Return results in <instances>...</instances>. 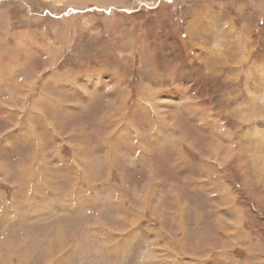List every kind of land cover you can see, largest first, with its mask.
<instances>
[{
	"label": "rangeland",
	"instance_id": "374dc122",
	"mask_svg": "<svg viewBox=\"0 0 264 264\" xmlns=\"http://www.w3.org/2000/svg\"><path fill=\"white\" fill-rule=\"evenodd\" d=\"M0 133V264H264V0H0Z\"/></svg>",
	"mask_w": 264,
	"mask_h": 264
},
{
	"label": "bare ground",
	"instance_id": "6f19581e",
	"mask_svg": "<svg viewBox=\"0 0 264 264\" xmlns=\"http://www.w3.org/2000/svg\"><path fill=\"white\" fill-rule=\"evenodd\" d=\"M81 1L84 2L85 0H81ZM65 32L67 33L68 31L66 30ZM65 32H64V33H65ZM21 46H22V45H21ZM25 49H26V48H25ZM15 51H16V50H15ZM12 53H13V52H12ZM16 53H17V52H16ZM30 56H31V55H30ZM16 59H18V57H17ZM49 61H51V60H49ZM52 62H53V61H52ZM55 82H56V81H55ZM55 82H54V83H55ZM29 83H30V82H29ZM59 83H60V82H59ZM27 94H28V93H27ZM10 95H11V94H10ZM25 97H26V95H25ZM191 97H195V96L192 95ZM42 99L45 100L44 98H42ZM192 99H193V98H192ZM37 100H38V99H37ZM25 101H26V100H25ZM23 103H24V101H23ZM25 103H26V102H25ZM20 104H21V103H20ZM36 105H37V103H36ZM112 109H113V108H112ZM108 110H109V109H108ZM114 112H115V111H114ZM123 112H124V111H123ZM100 115H101V114H100ZM113 116H114V115H113ZM116 116H117V115H116ZM114 117H115V116H114ZM123 117H124V115H123ZM146 118H147V117H146ZM47 119H48V117H47ZM108 120H109V118H107L105 115H101V116H100V123H99V124H100L103 128H106V127H108V123L105 124L104 122H105V121H108ZM124 120H125V119H124ZM109 121H110V120H109ZM109 121H108V122H109ZM113 121H114V120H113ZM118 121H119V120H118ZM110 123H111V122H110ZM130 123H132V122H129V124H130ZM112 124H113V122H112ZM10 125H13V124H10ZM100 125H99V126H100ZM115 125H116V124H115ZM124 125H126V124L124 123L122 126H124ZM132 125H133V123H132ZM101 126H100V127H101ZM110 126H111V125H110ZM122 126H120V127H122ZM137 126H138V125H137ZM9 127H10V126H9ZM15 127H16V126H15ZM118 127H119V126H118ZM118 127H117L116 129H114V127H112V130H110L111 132H110V133H107L106 136H110L111 139H112L113 136L115 135L114 133H117V134H118ZM11 128H12V127H11ZM10 130H11V129H10ZM81 130H82V129H78L79 132H80ZM120 130H121V129H120ZM134 130L136 131V136H138L137 138H133V137H135V136H132V137H131V135L128 134L129 132H126V131H125V132H124V131L121 132V133L119 134V138H120V139H124V137H126V138L128 137V138H127L128 140H129L130 138H131L132 141L140 140V139H141V138H140V136H141V135H140V131H141V130L139 131V130L137 129V127H135V126H134ZM8 131H9V130H8ZM137 131H139V132H137ZM10 132H11V131H10ZM0 134H1V133H0ZM3 134H4V133H2L1 135H3ZM88 134H89V133H88ZM113 134H114V135H113ZM130 134H132V133H130ZM137 134H138V135H137ZM7 135H8V134H7ZM106 136H105V139H104V140H106V139L108 138V137H106ZM85 138H86V137H85ZM115 138H116V137H115ZM164 138H166V137H164ZM169 139H170V140H168V141H167V138L164 140V141H166V142L169 143V145L166 144V145L168 146V148H169L168 151H170L171 146L173 147V144L177 142V140H175L173 137H172V138H169ZM112 140H113V139H112ZM112 140H111V141H112ZM115 141H116V140H115ZM115 141H114V142H115ZM106 142H107V140H106ZM178 142H179V141H178ZM131 144H134V143H131ZM134 145H135V144H134ZM134 145H133V146H134ZM138 145H139V144H138ZM177 145H178V143H177ZM134 147H135V146H134ZM137 147H138V146H137ZM137 147H136V148H137ZM81 148L84 149V147H81ZM86 148H87V147H86ZM40 149H42V148H40ZM133 150H134V149H133ZM139 153H140V152H139ZM124 154H125V153H124ZM78 157H79V156H78ZM141 157H142V156H141ZM96 158H98V157H96ZM78 159H79V158H78ZM81 161H84V159H83V160L81 159ZM97 162H100V164H101L100 158H99V160H98ZM104 162H105V161H103L102 163H104ZM107 163H108V162H107ZM87 164H88V163H87ZM98 164H99V163H98ZM108 165H109V164H108ZM135 165H136V164H135ZM19 168H20V167H19ZM21 168H22V167H21ZM69 169H70V168H69ZM169 169H170V168H169ZM173 169H174V168H173ZM23 170H24V169H23ZM23 170H21V171L23 172ZM76 170H77V169H76ZM80 170H81V169H80ZM25 173H26V172H25ZM149 173H150V172H149ZM79 174H80V173H79ZM27 175H28V174H27ZM81 175H82V174H81ZM91 175H92V174H91ZM83 176H84L85 178H87V179L91 182V179H90L91 177H86L85 170H83ZM65 177H66V176H65ZM153 178H154L153 173H152V174H149V179H148V181H151ZM92 179H93V176H92ZM167 179H168V178H167ZM176 180H177V179H176ZM153 183H154V182H153ZM118 186H119V185H118ZM145 186H146V185H145ZM157 186H158V184H157ZM105 187H106V186H105ZM146 188H148V187L146 186ZM44 189H45V186L43 185V187H42L41 190H44ZM91 189H92V188H91ZM156 189H157V188H156ZM54 190H55V189H54ZM120 190H121V189H120ZM57 194H58V193H57ZM119 195H120V194H119ZM135 195H136V194H135ZM55 197H56V196H55ZM57 198H58V197H57ZM141 198H142V197H141ZM58 199H59V198H58ZM58 199H57V200H58ZM139 199H140V198H139ZM176 199H178V198L176 197ZM63 200H65V199H62V201H63ZM70 202H71V203H65V204H66V205H67V204H68V205H71V207H72V206H73V205H72V201H70ZM164 202H165V201H164ZM177 202H178V200H177ZM65 204H63V205H65ZM87 204H88V203H87ZM112 204H113V203H111V205H112ZM115 204H116V203H115ZM42 205H43V204H42ZM108 205H110V204H108ZM43 206H44V205H43ZM51 207H53V206L51 205ZM64 207H65V206H64ZM85 207H86V206H85ZM113 207H114V206H113ZM40 208H41V207H40ZM74 208H75V207H74ZM116 208H117V207H116ZM86 209H87V207H86ZM72 210H73V209H72ZM75 210H76V209H75ZM34 211H35V210H34ZM34 211H33V212H34ZM47 211H48V210H47ZM36 212H37V211H36ZM38 212H39V210H38ZM121 212H122V211H121ZM41 213H43V214H42L43 217H42V216H41L42 218H39V217H38V220H39V221L42 220L43 218H46L45 215L47 214V213H44L43 211H42ZM62 213H63V212H62ZM62 213H61V214H62ZM35 214H36V213H35ZM36 215H37V214H36ZM38 215H39V213H38ZM59 217H60V216H59ZM94 218H95V217H94ZM1 220H2V219H1ZM185 220H186V219H185ZM102 221H103V220H102ZM218 221H219V220H218ZM6 224H7V223H6ZM19 225H20V224H19ZM108 225H109V224H108ZM62 227H63V226H62ZM63 228H64V227H63ZM115 228H116V227H115ZM217 228H218V227H217ZM7 229H8V228H7ZM219 229H220V228H219ZM3 230H4V229H3ZM55 230H56V229H55ZM57 230H58V229H57ZM47 236H48L49 239H52V240H54V239L56 238V237H55L56 234H51V235L48 234ZM88 236H89V235H88ZM6 238H7V237H6ZM46 238H47V237H46ZM49 239H48V240H49ZM26 243H27V242H26ZM50 244H51V243H50ZM82 245H83V244H82ZM148 245H150V243H147V247H146V248H147L146 253H148V254L145 255V254H144V250H143L142 253L140 252V253L142 254V257H143L145 260H148V263H149V264H162V263L160 262V258H156V257H155V254H153L152 250L148 248ZM77 246H78V244H77ZM79 246H80V248H81V245H80V244H79ZM98 248H99V247H98ZM82 249H83V248H82ZM113 249H114V247H113ZM62 250H63V248H62ZM80 250H81V249H80ZM128 250H129V248L127 247V251L125 252V253H126V254H125V259H127V258H128L127 256H129V255H128ZM73 251H74V250H72V252H73ZM23 252H24V251H23ZM23 252H22V254H21L22 257H23V259L21 260L22 257L19 258V264H23L24 260L28 262V259H27V258H29V257H26V256H27V255H26V252H24V253H23ZM106 253H107V252H106ZM96 254H97V253H96ZM156 255H157V254H156ZM121 256H122V255H121ZM133 256H134V255H133ZM191 256H192V255H191ZM126 257H127V258H126ZM186 258H187V257H186ZM145 260H144V261H145ZM124 261H125V260H124ZM142 261H143V260H142ZM256 261H257V260H256ZM222 262H223V261H222ZM121 263H122V262H121ZM142 263H143V262H142ZM24 264H26V262H25ZM143 264H144V263H143Z\"/></svg>",
	"mask_w": 264,
	"mask_h": 264
},
{
	"label": "crops",
	"instance_id": "0c3cea01",
	"mask_svg": "<svg viewBox=\"0 0 264 264\" xmlns=\"http://www.w3.org/2000/svg\"><path fill=\"white\" fill-rule=\"evenodd\" d=\"M15 60H17V61H19V59H16L15 58ZM20 62V61H19ZM7 133H9V132H7ZM86 210V209H85ZM57 212V214H61L62 213V209L59 211V209H57L56 211H54V210H51V211H49L48 213H47V216H46V218H45V220L46 221H48L50 218H52L53 216H55V214H52L51 215V213H56Z\"/></svg>",
	"mask_w": 264,
	"mask_h": 264
}]
</instances>
